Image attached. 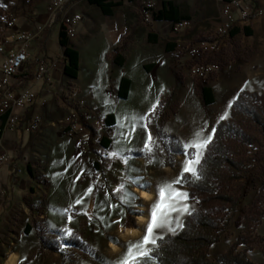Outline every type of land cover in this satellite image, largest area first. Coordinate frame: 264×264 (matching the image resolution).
I'll list each match as a JSON object with an SVG mask.
<instances>
[{"label": "rangeland", "instance_id": "rangeland-1", "mask_svg": "<svg viewBox=\"0 0 264 264\" xmlns=\"http://www.w3.org/2000/svg\"><path fill=\"white\" fill-rule=\"evenodd\" d=\"M31 1L33 13L29 14L23 0H0V18H26L29 22L35 20L34 9L39 0ZM161 1L126 2L129 7L118 8L110 18L103 17L97 9L88 5L82 8V4H87L86 1L68 6L64 12L65 15L80 14L82 23L86 19L93 21L81 28L80 36L75 34L69 40L79 52L80 72L77 80L68 85L77 97L67 103L65 115L69 109L82 103L83 109L91 118L90 138H101L116 136L118 129L105 125L106 115L113 114L122 120L120 126H132L130 136L133 140H138V145L139 142L143 143L142 148L127 151L116 162L110 157L109 151L106 157L100 153L98 159H95L100 166L98 185L92 187L80 180V176L89 172L77 178V195L70 196L71 202L68 205L69 219L57 229L66 236L74 235L82 240L99 254L102 264H120L125 259L130 244L142 240L151 219L153 204L159 199L161 187L171 185L172 190L187 193L186 188L180 184V177L183 173L193 174L185 171L189 159L185 155L177 156L170 152V143L162 136H175L184 150L193 151L194 161L197 149L186 145L197 140V133L200 134L199 141H209L215 125L228 117L230 105L239 92L264 93V13L251 23V36L240 35L229 40L230 29L243 28L242 24L249 20L236 21L235 26L229 27L223 40H220L219 52L215 56L205 57L201 62L216 64L219 69L203 83L189 73L196 61L187 55V51L184 54L181 49L198 39H212L213 35H218L223 0H172L183 15L190 17L187 20L189 26L177 33H173L166 23L152 22L145 25L142 22L139 15L142 3H153L156 12ZM123 18L125 23L118 42L111 48L107 45L110 37L107 30ZM55 25L56 23L52 26ZM4 29L0 24V36H4ZM33 32H38V27ZM149 35L156 36L155 44L148 43ZM41 37L52 54L60 53L57 33H54L53 27L44 28ZM167 44H173L175 48L173 52L165 54L164 48ZM115 47L119 48L121 56H128L135 50L140 64L150 65L148 71L141 68L133 81L135 85H146L152 89L147 92L149 95L157 90L155 98L139 101L134 98L130 101L117 99L114 87L122 76V70L112 64ZM52 58L57 61L53 56ZM56 66L58 67V63ZM202 86L210 87L213 91V104L208 107L203 105L195 93ZM158 102H161V107L155 112ZM166 115L171 116L164 122ZM130 116L133 118H129ZM38 133L40 128L35 134ZM203 151L204 147L199 150V159ZM196 165L197 163L192 165L194 170ZM33 168L38 180L37 196L33 203H25L28 206L24 207L28 210V215H24L16 207L12 212L13 217L7 222L4 215L8 208L6 207L5 212H0V264H6L12 256L17 239L20 240V257L16 264H53L57 259L56 255L38 254L39 240L35 228L42 226L44 222L40 217L45 207L46 184L37 163L33 164ZM93 171L96 170L92 169L91 172ZM259 186L260 183L249 185L250 193L239 203V208L233 213L220 241L211 248L210 259L218 257L234 242L241 231L242 209L250 205ZM139 192H146L151 198L144 201ZM100 196L108 201V205L102 203ZM170 202L177 210L167 214V221H170V227L175 231H169V223L166 221L162 228L155 231V235L159 237L176 234L181 227L178 225L196 207L195 202L184 197L172 199ZM185 206L187 211L184 210ZM139 217L146 219L141 225L138 222ZM26 226L32 229L29 236L23 234ZM257 233L264 236V220ZM110 245L116 248L113 249ZM149 248L152 249L153 246L150 245ZM249 259L254 264H264V253L252 252Z\"/></svg>", "mask_w": 264, "mask_h": 264}, {"label": "trees", "instance_id": "trees-1", "mask_svg": "<svg viewBox=\"0 0 264 264\" xmlns=\"http://www.w3.org/2000/svg\"><path fill=\"white\" fill-rule=\"evenodd\" d=\"M124 1L133 2L86 0V3L97 9L103 17L110 18L114 9ZM248 4L256 8L251 1ZM181 21H187V18L173 2H161L159 10L152 14L154 23L177 24ZM56 23H59V17ZM238 33L239 30L233 28L229 31V37L233 38ZM65 34L64 25L59 26L57 44L62 49L63 74L70 80V85L79 76L80 55L70 47ZM242 34L250 36L251 32L245 27ZM201 41L206 43L211 40L202 38L195 43ZM148 43L155 44L156 36L149 35ZM113 54L112 64L121 68L123 59L118 47L113 49ZM130 88V80L121 78L116 86L117 99L127 101ZM195 93L205 107L213 104V91L210 87L202 86ZM160 107L161 102H158L154 111ZM170 116L166 115L163 121H167ZM5 119L4 116L0 117V131ZM105 125L113 126L112 116L105 118ZM18 129L19 125L16 131ZM162 137L169 141L170 152L177 156L185 155L192 160L193 151L184 150L175 136ZM100 145L106 150L108 142L101 139ZM28 172L31 173L30 169ZM257 183L260 186L255 191L254 199L242 209L241 231L223 253L210 259L211 248L220 241L239 203L250 193L249 185ZM180 184L186 188L188 200L196 203L195 209L184 218L176 234L163 236L151 249L152 256L137 260L136 264H254L249 254L255 251L264 253V236L257 233L264 220V93L241 91L237 94L230 105L228 117L215 125L212 137L196 165L195 174L183 173ZM31 231V228L25 227L24 236H28ZM35 231L39 240L38 254L56 255L53 264L103 262L97 252L74 235L66 236L59 230H46L43 225L36 227Z\"/></svg>", "mask_w": 264, "mask_h": 264}, {"label": "crops", "instance_id": "crops-1", "mask_svg": "<svg viewBox=\"0 0 264 264\" xmlns=\"http://www.w3.org/2000/svg\"><path fill=\"white\" fill-rule=\"evenodd\" d=\"M50 1L52 0H39L34 9V14L36 16L35 20L29 22L26 18L23 20L22 18H18L15 20L14 30L9 31L4 29V36H0V41L9 40L14 32H32L38 27V32H34L37 34V37L31 42L28 50V60L26 64L23 66L20 73L10 81V89L13 92L29 90L35 94V100L25 109L17 111L19 125L18 131H10L2 128L0 132V155L6 154L9 157V164L0 170V212H5L6 207L8 208L4 215V220H7V222L13 217L12 212L16 207L21 209L24 215H28V210L24 208L25 205L27 206L25 203H33L35 201L34 198L37 196L36 187L38 180L33 168V164L37 163L46 184L44 192L45 207L42 211L43 214L40 217L44 221L42 225L47 230H57L66 224L69 219L67 215L69 208L68 205L71 202L70 196L77 195V178L84 173L91 172L92 169H100L99 164L95 162V159H98L99 157L100 151L105 150L100 145V140L105 139L108 142L106 150L110 152V157L114 162H116L127 151L142 148L143 143L139 142L138 145V140L135 141V139L133 140L130 136L132 126H120L119 123L122 122V120H119V118L113 114H108L106 117H113V126L109 128L118 129L116 131V136L91 138L93 148L87 159L81 158L77 154L73 142L64 136L62 129L66 106L69 101L73 98L76 99L77 96H75V92L68 86L70 80L63 74V61L61 58L62 49L59 47L60 53L52 54L48 45L45 44L44 38L41 37V31L44 28L53 27L54 33L58 32L59 25L56 23L55 26H49L47 19H45L47 16L46 8ZM240 1L244 5H249L248 3L251 1L252 4L256 5V8L264 9V0ZM161 2L173 1L162 0ZM85 5L88 4H82V8H84ZM127 7L129 6L126 4V1L122 2L114 9L113 15L118 8ZM183 16L187 18V20L190 19L189 16ZM236 21L242 22L241 20ZM89 22L93 23V21L86 19L77 27V37L81 35V28L83 26H88ZM252 22H254V19L242 24L244 25L243 28L247 27L251 34L253 29L251 27ZM124 23L125 19L123 18L121 21L118 20L113 27L109 26L107 30V33L110 34L107 44L109 47H114L118 42ZM243 28H236L239 30V33L233 38L229 37V40H233L240 35H243ZM194 43L195 42L193 41L192 44ZM69 44L70 47L73 48V44H71L70 41ZM174 48L175 46L173 44H167L164 48L165 54L173 52ZM52 56L57 59V61H55ZM121 57L123 59V65L119 69L122 70V76L119 77L114 87L115 96L118 82L121 78H126L131 82L127 101H130L133 98L138 101L155 98L157 90H154V93L149 95L147 92L152 89H149L146 85H135V82L133 81L134 76L140 73L141 68L148 69L150 65H141L138 54L135 50H133L128 56ZM2 60L3 57L0 56V66ZM40 63H44L47 66L58 63V67L56 66L55 70L49 71L41 81L37 82L33 79V74L36 72ZM129 118L133 117L130 116ZM36 121L40 128V133L38 134L29 131L27 128L30 123ZM28 169L31 171L30 174ZM140 193L146 192H139L141 198ZM146 194L149 198H141L144 201H148L151 198L150 194ZM100 198L104 205H108V201L104 199L103 196H100ZM82 200L84 199H81V201ZM111 205L109 206L111 207ZM140 218H144L143 222H145V217H139L138 219ZM112 221L113 219L111 222ZM143 222H139V224L141 225ZM19 241L20 240L17 239V242L14 244L15 251L12 252L11 256L14 258L15 264L20 257Z\"/></svg>", "mask_w": 264, "mask_h": 264}, {"label": "built area", "instance_id": "built-area-1", "mask_svg": "<svg viewBox=\"0 0 264 264\" xmlns=\"http://www.w3.org/2000/svg\"><path fill=\"white\" fill-rule=\"evenodd\" d=\"M77 0H52L47 6V21L49 26L56 23L59 17L58 25L63 27L64 21H72V29H69V34L65 36H73L77 34V27L82 23L80 14L65 15V8L76 5ZM25 8L29 14L33 13L32 1L23 0ZM221 22L220 35H213L211 41L216 42L223 40L224 35L229 31L230 26L236 25V20H252L260 18L263 15L262 8H254L251 5H244L239 0L223 1L221 6ZM155 12L154 4L151 2L142 3L140 8V17L145 25L152 23V14ZM237 17V18H236ZM0 24L9 31L14 30L15 20L2 16ZM173 33H177L189 26L188 21H181L177 24H169ZM37 37L36 33L32 32H14L9 40L0 41V56L3 57L0 66V117H6L3 128L10 131H16L18 126L17 111L25 109L35 100V94L29 90L13 92L10 89V81L17 76L28 60V50L31 42ZM204 42V41H201ZM9 48V49H7ZM181 51L185 54L186 51H197L196 68L189 69V73L198 81L205 82L212 74L219 69H211L209 64H202L204 58H199L198 43L187 44ZM213 51V50H210ZM56 68V64L47 66L40 63L36 72L33 74L35 81H41L43 77L51 70ZM76 108L69 109L63 121V134L74 144L77 154L81 158L90 156L93 148V142L89 134V126L91 118L89 113L83 109V104L78 103ZM36 122L28 125V130L35 133ZM1 132V131H0ZM102 156L108 155V150L100 151ZM9 164V157L6 154L0 155V170ZM99 170L89 172L80 176V180L96 187Z\"/></svg>", "mask_w": 264, "mask_h": 264}, {"label": "snow or ice", "instance_id": "snow-or-ice-1", "mask_svg": "<svg viewBox=\"0 0 264 264\" xmlns=\"http://www.w3.org/2000/svg\"><path fill=\"white\" fill-rule=\"evenodd\" d=\"M223 118L224 117H221V119ZM199 135V133L196 134L197 140L193 141L191 145H186V147H194L197 149L196 159L194 161L189 160L185 167V171L193 172V174H195V170L192 168V165L194 163H199V150L205 147L209 142L208 140L199 141ZM180 197L187 198V194L172 190L171 185H165L159 189V199L153 204L151 219L146 226L145 235L142 240L130 244L125 259L120 261V264H136L137 260H145L152 256V251L149 246L151 245L154 247L157 245L159 239H163V237L155 235V231L164 226L167 221L168 213L177 210L170 201ZM184 210L187 211L186 206ZM167 222L169 223V231L174 232L175 229L170 227V221Z\"/></svg>", "mask_w": 264, "mask_h": 264}, {"label": "bare ground", "instance_id": "bare-ground-1", "mask_svg": "<svg viewBox=\"0 0 264 264\" xmlns=\"http://www.w3.org/2000/svg\"><path fill=\"white\" fill-rule=\"evenodd\" d=\"M81 1H86V0H77L76 2H81ZM242 22L246 21V20H241ZM63 25L65 27V33L69 34V29H72V21H64ZM218 35H220V29L218 30ZM75 37V34H73V36H69L68 40H71ZM219 45H220V40L217 44H209V43H204V42H199L198 43V50H199V58H205L207 56H213L216 53L219 52ZM213 50V51H210ZM187 55L191 58V59H196L197 58V51H187ZM196 61V60H195ZM196 68V65H193L191 67V69ZM210 68L211 69H218V66L216 64H210ZM39 131V124L37 123L35 126V133H37ZM141 194V198L143 199H148L149 196L146 193H140ZM144 218H140L139 222H143ZM111 248L115 249L116 247L113 245H110ZM6 264H15V260L14 258L10 257L7 261Z\"/></svg>", "mask_w": 264, "mask_h": 264}]
</instances>
